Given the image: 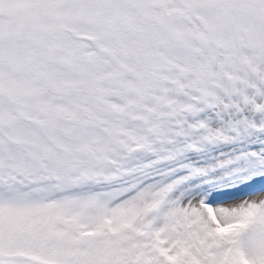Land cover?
Here are the masks:
<instances>
[{
    "label": "snow or ice",
    "instance_id": "1",
    "mask_svg": "<svg viewBox=\"0 0 264 264\" xmlns=\"http://www.w3.org/2000/svg\"><path fill=\"white\" fill-rule=\"evenodd\" d=\"M0 264H264V0H0Z\"/></svg>",
    "mask_w": 264,
    "mask_h": 264
}]
</instances>
